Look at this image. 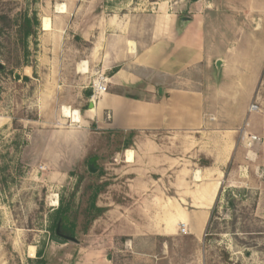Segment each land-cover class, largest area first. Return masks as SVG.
<instances>
[{
	"label": "crops",
	"instance_id": "1",
	"mask_svg": "<svg viewBox=\"0 0 264 264\" xmlns=\"http://www.w3.org/2000/svg\"><path fill=\"white\" fill-rule=\"evenodd\" d=\"M41 16L51 20L50 29L41 26V46L54 84L39 93L41 116L29 136H87L95 123L105 135L136 132L138 146L148 135L199 133L216 143L206 147L205 138L197 157H213L218 169L232 151L219 136L256 133L246 118L264 84V0H62ZM101 74L107 90L94 96ZM65 108L78 111L79 124L68 123ZM207 172L188 168L187 185L162 213L141 182L107 187L98 201L105 212L73 248L75 264H122L124 251L129 264H201L219 189H206ZM181 252L187 259L178 261Z\"/></svg>",
	"mask_w": 264,
	"mask_h": 264
},
{
	"label": "rangeland",
	"instance_id": "2",
	"mask_svg": "<svg viewBox=\"0 0 264 264\" xmlns=\"http://www.w3.org/2000/svg\"><path fill=\"white\" fill-rule=\"evenodd\" d=\"M58 2L62 0H0V63L4 65L0 69V264H37L38 253L46 264H75L76 242L54 240L52 224L59 207L68 209L70 220L76 222L79 241L84 240L100 217L86 224V190L94 182L106 183V188L115 186L118 191L121 182L133 186L141 182L148 186L137 187L145 190L143 196L160 198L158 208L162 213L165 203L181 189L178 187L187 185L188 168L197 166L208 169L204 182L207 190L208 185L219 186L199 248L201 264H264V120L259 119L264 118V84L259 91L260 108L250 110L246 118L256 133L219 136L232 144V151L218 169L213 157H197L205 138L206 147L216 143L213 136L199 133L148 135L138 146L135 133L126 149L119 136L127 134L98 133L95 123L87 136H63L62 140L29 136L31 124L41 116L39 93L54 84L45 76L49 64L42 59L41 14L46 5ZM26 18L35 32L24 39L23 45L18 32ZM255 64L258 69L260 60ZM27 68L33 70L30 75H26ZM87 96L83 94V98ZM79 140L80 150L76 148ZM92 157L98 167L91 162ZM98 170L99 177L91 173ZM175 255L178 261L187 259V253ZM117 260L129 264L132 255L127 251L117 253Z\"/></svg>",
	"mask_w": 264,
	"mask_h": 264
},
{
	"label": "trees",
	"instance_id": "3",
	"mask_svg": "<svg viewBox=\"0 0 264 264\" xmlns=\"http://www.w3.org/2000/svg\"><path fill=\"white\" fill-rule=\"evenodd\" d=\"M30 20L28 18H26L23 23L20 25L19 28V40L22 39V44L24 45V39L26 40L30 35L34 34L35 29L33 27V25L29 22ZM0 23H1V18H0ZM1 24H0V32H1ZM136 132L132 131L130 133H128V136H119L120 138H122V140L124 141V146L123 148H129V146L132 144L133 141V135ZM91 162L96 166V158L92 157L91 158ZM98 171H92L91 173L93 175H97L99 177ZM106 189V183H100L98 181L94 182L93 184H91L88 189L86 190V194H87V198H86V206L84 208V214L87 217V221L86 224L89 225L91 222H93L97 217H99L100 215H102L106 208L104 207H100L98 205V196ZM67 208H61L59 207L55 213L54 219H53V224H52V230L54 232V234L56 235V229L58 227V225L60 224L61 226V231L62 233H64L65 235H69V236H73L75 237L77 240V233H76V222H72L67 214ZM41 253H38L37 257H36V261L37 264H46V260L44 259V257L42 255H40Z\"/></svg>",
	"mask_w": 264,
	"mask_h": 264
},
{
	"label": "built area",
	"instance_id": "4",
	"mask_svg": "<svg viewBox=\"0 0 264 264\" xmlns=\"http://www.w3.org/2000/svg\"><path fill=\"white\" fill-rule=\"evenodd\" d=\"M106 82H107V77L105 75L101 74L97 77V79L93 82V85H92V91H93L94 96L100 95L101 93L106 92V90H107ZM256 109H258V105L255 103L251 104L250 110H256ZM76 112H77L76 110H72L71 116H68V118L70 120V124H72V123L79 124L80 123V119H74ZM250 136H252L253 140H258V138L255 135H250ZM181 231L183 233L187 232L186 225L183 224L181 226Z\"/></svg>",
	"mask_w": 264,
	"mask_h": 264
},
{
	"label": "water",
	"instance_id": "5",
	"mask_svg": "<svg viewBox=\"0 0 264 264\" xmlns=\"http://www.w3.org/2000/svg\"><path fill=\"white\" fill-rule=\"evenodd\" d=\"M219 65H220V61L218 62V66ZM3 68H4V65L0 63V69H3ZM90 91L92 93V90H90ZM90 169L94 170V167L92 165H90ZM54 240L59 241L61 243H65V242H67V240H70L73 242L79 241L73 236L65 235L64 233H62L60 224L58 225V227L56 229V237H54Z\"/></svg>",
	"mask_w": 264,
	"mask_h": 264
},
{
	"label": "bare ground",
	"instance_id": "6",
	"mask_svg": "<svg viewBox=\"0 0 264 264\" xmlns=\"http://www.w3.org/2000/svg\"><path fill=\"white\" fill-rule=\"evenodd\" d=\"M51 20L50 19H48V17H46V18H44L43 19V24H44V26H43V28L44 29H50L51 28ZM65 116H71V112H70V110H65ZM74 119H79V113H78V111L76 112V115L74 116Z\"/></svg>",
	"mask_w": 264,
	"mask_h": 264
}]
</instances>
